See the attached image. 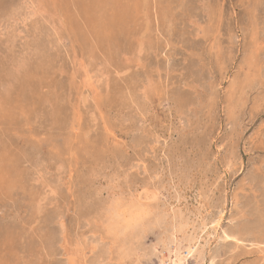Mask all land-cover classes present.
Returning <instances> with one entry per match:
<instances>
[{
  "label": "rangeland",
  "instance_id": "374dc122",
  "mask_svg": "<svg viewBox=\"0 0 264 264\" xmlns=\"http://www.w3.org/2000/svg\"><path fill=\"white\" fill-rule=\"evenodd\" d=\"M174 218L264 264V0H0V264H157Z\"/></svg>",
  "mask_w": 264,
  "mask_h": 264
},
{
  "label": "bare ground",
  "instance_id": "6f19581e",
  "mask_svg": "<svg viewBox=\"0 0 264 264\" xmlns=\"http://www.w3.org/2000/svg\"><path fill=\"white\" fill-rule=\"evenodd\" d=\"M234 88V87H233ZM236 93V92H235ZM246 186V185H245ZM261 186V185H260ZM238 194H240V193H238ZM160 197V196H159ZM118 203V202H117ZM170 205V204H169ZM135 206V205H134ZM170 207V206H169ZM140 209V208H139ZM139 209H138V211H139ZM116 210V209H115ZM255 210V209H254ZM114 211V210H113ZM112 211V212H113ZM129 211V210H128ZM143 211V210H142ZM162 211V210H161ZM173 211V210H172ZM178 212V211H177ZM180 213V212H179ZM141 214V213H140ZM143 214V213H142ZM161 214V213H160ZM120 215V214H119ZM128 215V214H127ZM139 215V214H138ZM152 215V214H151ZM158 215V214H157ZM157 215H155L154 214V216H157ZM166 215H168V213L166 214ZM259 215V214H258ZM133 216V215H132ZM145 216V215H144ZM160 216V215H159ZM161 216H164V215H161ZM160 216V217H161ZM169 216H171V215H169ZM172 216H174V215H172ZM200 216V215H199ZM110 217V216H109ZM114 217H117V215L115 216L114 215ZM134 217V216H133ZM137 217V216H136ZM148 217V216H147ZM120 218V217H119ZM129 218H131V217H129ZM142 219H143V217H141ZM145 218V217H144ZM171 218V217H170ZM180 218V217H179ZM178 218V219H179ZM132 219V218H131ZM156 220V219H155ZM163 220V219H162ZM172 220H174L175 221V218L174 219H172ZM182 220V219H181ZM121 221V220H120ZM125 221V220H124ZM173 221V222H174ZM135 222H137V221H135ZM153 222V221H152ZM164 222V221H163ZM172 222V224L170 225V228H169V230H167V231H165L166 232V236H165V238L163 239L162 238V245H160L161 246V250H159V251H157L156 249H155V247L150 251V254L151 255H155V257H156V261H157V264H185V260H186V256L189 254H191V252H192V249L191 248H187V252H186V246H184L183 247V244H182V242H183V240L185 239V238H183V237H186V236H182V235H180L179 234V230H181L180 229V223H176V221L173 223ZM177 222H179V221H177ZM215 222V221H214ZM120 223V222H119ZM129 223H130V221H129ZM157 223V222H156ZM112 224V223H111ZM111 224H110V226H111ZM137 224V223H136ZM136 224H134V227H136L135 225ZM146 224L148 225V224H150V221H149V223L148 222H146ZM145 224V225H146ZM183 224V223H182ZM187 223H185L184 225H186ZM200 224V223H199ZM108 225V224H107ZM130 225H132V224H130ZM153 226H154V224H152ZM183 225V226H184ZM126 226V225H125ZM142 226V225H141ZM113 227V226H112ZM182 227V226H181ZM207 227V226H206ZM116 228V227H115ZM120 228V227H119ZM118 228V229H119ZM133 228V227H132ZM145 228V227H144ZM147 228V227H146ZM187 228V227H186ZM121 229V228H120ZM123 229V228H122ZM191 229V228H190ZM189 229V230H190ZM159 230V229H158ZM199 230V229H198ZM122 231V230H121ZM131 231V230H130ZM201 231V230H200ZM157 232V231H156ZM131 233V232H130ZM139 233V232H138ZM149 233V232H148ZM135 234V233H134ZM136 234H137V232H136ZM160 234V233H159ZM200 234V233H199ZM141 235V234H140ZM204 235V234H203ZM117 236V235H116ZM139 236V235H138ZM154 236V235H153ZM189 236V235H188ZM187 236V237H188ZM191 236V235H190ZM190 236H189V238H190ZM119 237V236H118ZM125 237V236H124ZM187 237H186V240H187ZM126 238H127V236H126ZM135 238V237H134ZM140 238V237H139ZM193 238H195V237H193ZM202 238V237H201ZM118 239V238H117ZM131 239V238H130ZM144 239V238H143ZM122 240V239H121ZM120 240V241H121ZM132 240H134V239H132ZM138 240V239H137ZM185 240V241H186ZM197 240V239H196ZM235 240V239H234ZM256 240V239H255ZM130 241V240H129ZM142 241H144V240H142ZM127 242H128V240H127ZM139 242V241H138ZM158 242H161L160 240H158ZM187 242V241H186ZM190 242V241H189ZM238 242V241H237ZM156 244H157V242H155ZM188 243V242H187ZM133 244H135V243H133ZM159 244V243H158ZM138 245H139V243H138ZM147 245V244H146ZM153 245V244H152ZM129 246H131V245H129ZM143 246V245H142ZM196 246V245H195ZM194 246V247H195ZM124 247V246H123ZM190 247H192V246H190ZM96 248V247H95ZM104 248V247H103ZM121 248V246L119 247V250H121L120 249ZM135 248V247H134ZM196 248V247H195ZM107 249V248H106ZM128 249V248H127ZM133 249V248H132ZM136 249V248H135ZM147 249V248H146ZM217 249V248H216ZM123 250H124V248H123ZM149 250V249H148ZM194 250V249H193ZM130 251V250H129ZM103 252H105V251H103ZM123 252V251H122ZM133 252V251H132ZM144 252V251H143ZM107 253V252H106ZM124 253V252H123ZM127 253H130V252H128V250H127ZM195 253V252H194ZM130 254H132V253H130ZM119 255H120V253H119ZM118 255V256H119ZM125 255V254H124ZM71 256V255H70ZM121 256V255H120ZM191 256V255H190ZM104 257V256H103ZM114 257H115V255H114ZM150 257V256H149ZM188 257V256H187ZM98 258V257H97ZM103 259V258H102ZM115 259H116V257H115ZM131 259V258H130ZM140 259V258H139ZM118 260H119V258H118ZM229 262V261H228ZM233 262V261H232ZM104 263H105V261H104ZM94 264V263H93ZM110 264V263H109ZM114 264H115V262H114Z\"/></svg>",
  "mask_w": 264,
  "mask_h": 264
}]
</instances>
